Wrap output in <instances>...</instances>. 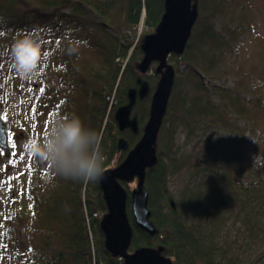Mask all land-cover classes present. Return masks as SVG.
Listing matches in <instances>:
<instances>
[{"label":"trees","instance_id":"trees-1","mask_svg":"<svg viewBox=\"0 0 264 264\" xmlns=\"http://www.w3.org/2000/svg\"><path fill=\"white\" fill-rule=\"evenodd\" d=\"M238 3L197 0L198 16L187 46L182 55L170 56L183 67L175 65L179 75L155 144L157 162L146 170L144 181L157 233L151 236L135 226L131 191L123 182L133 229L130 252L151 247L172 264H264V72L260 78L244 75L248 82L241 78L228 84V77L222 79L237 56V43L250 29L251 21ZM143 10L145 27L155 30L163 0H0V36L9 35L12 42L21 32L30 33L41 44L42 67L27 79L29 93L19 92L16 76L0 74V94L10 81V93L28 106L22 123L31 140L42 141L58 117L75 114L86 129L102 137L103 171L125 159L148 119V97L157 82L150 81L149 95L132 108L139 132L118 131L114 109L127 103V91L137 87V78L147 79L137 68L140 45L130 40ZM108 14L114 27L117 19L111 17H124V29L113 40L106 38L108 25L96 22H106ZM92 29L103 37L96 41L90 34H75ZM95 60L99 69L92 65ZM10 65L13 71L11 59ZM178 128L185 133L182 145L175 142ZM120 136L129 143L125 153L116 150ZM248 139L253 143H246ZM191 141L186 157L182 152ZM252 156L260 158L255 166ZM31 158L36 161L24 171L35 187H23L21 205L14 202L0 221V250L17 264H122L105 249L100 219L91 218L106 212L98 181L65 178L47 161ZM179 173L183 183L171 192L169 181ZM40 178L48 180L42 184Z\"/></svg>","mask_w":264,"mask_h":264},{"label":"water","instance_id":"water-1","mask_svg":"<svg viewBox=\"0 0 264 264\" xmlns=\"http://www.w3.org/2000/svg\"><path fill=\"white\" fill-rule=\"evenodd\" d=\"M197 0H164V12L153 33L144 36L140 50L142 58L137 68L145 74L156 63L155 74L159 76L154 91L150 96L148 119L142 128L139 140L128 151L125 159L116 167L103 171V178L98 181L106 212L99 227L104 237L105 249L122 264H172L161 252L151 247H140L129 251L133 229L127 212L128 191L122 185L136 179V187L131 190V218L135 226L155 235L156 228L150 221L147 206L148 193L144 187L146 170L157 162L155 144L159 129L166 113L168 101L174 86L176 72L168 63L171 55H182L191 35L192 27L198 16ZM137 87L127 91V103L118 106L113 114L118 130L128 129L139 132L136 117L131 116L133 106L138 100L145 99L150 93L147 80L137 78ZM110 100V97H107ZM116 104V100L113 101ZM128 141L120 136L116 141V150L127 151ZM0 149L9 157L10 149L6 127L0 120ZM171 207L175 208L173 201Z\"/></svg>","mask_w":264,"mask_h":264},{"label":"rangeland","instance_id":"rangeland-1","mask_svg":"<svg viewBox=\"0 0 264 264\" xmlns=\"http://www.w3.org/2000/svg\"><path fill=\"white\" fill-rule=\"evenodd\" d=\"M238 9H241V7H244L243 11L245 12L246 16L249 18L250 22V29L246 32V37L243 38V40L239 43H237V56L233 59H231V69L229 71L225 72L222 75V79L224 80L226 77L230 79L228 84H232V82L238 81L239 79H243L246 82H248L247 78L244 77V75H253L251 78L259 77L260 78V72H264V0H238ZM253 5V9H251V6ZM251 9V11H250ZM254 16V18L252 17ZM110 14L106 16L107 21L104 20H96L98 24L100 22H104L106 25H108L109 28L105 30L106 32V38L114 39V36L119 33V31L123 30V24L122 21H124L123 16H112L111 19H117V22H115V27L113 26V23L111 22L109 18ZM252 17V19H251ZM122 19V20H121ZM145 19V11H142L139 24L136 28L133 29L132 36L130 37V40L133 41V44H141L143 38L145 35L153 33L154 28H148L145 27L144 24ZM118 27H120L118 29ZM135 33V35H134ZM255 33V34H251ZM75 34H82L87 35L90 34V38L93 40H100L103 37V34L100 31H96L95 29H92L88 32H78L76 31ZM134 36V37H133ZM15 39L13 38L12 42ZM125 41L124 38H120L119 40ZM10 42V36H0V74L1 76L5 75L7 77H10V79L13 78V76H16V78L19 80L18 89L20 93L24 92L25 87H27V80L21 79L15 72V69L11 71V65H10V56H9V50L10 46L12 44ZM88 40H84L83 48L84 50H87L86 46ZM6 44L9 45L8 49L6 47ZM131 54V50L128 52V57ZM91 55L95 56L94 53H91ZM143 55V54H142ZM240 57V59H239ZM97 61L95 60L92 65L93 67H97L99 69V65H95ZM168 63H170L176 72V75H179V72L175 68V65L179 63V60H173V58H168ZM102 65H100L101 67ZM156 67V63H153L148 71L144 74V77H147V81L151 87L150 81L152 79H155V81H158L159 76L155 74L154 70ZM181 62L178 64L179 70L182 69ZM102 69V68H101ZM228 72H231V75L228 74ZM252 73V74H250ZM54 74V73H53ZM51 74L50 77L53 75ZM233 74V75H232ZM0 76V78H2ZM12 76V77H11ZM158 76V77H157ZM2 81V79H0ZM157 83V82H156ZM256 83V79L254 82L249 83V87L251 89L254 88V84ZM8 87L0 94V120L6 127V134L8 137V146L10 149V155L9 157H5L2 150L0 149V221L4 217V215L8 214L11 209L12 205L15 202L17 205H21L23 200V187H27L32 183V187H35V182L31 181L27 173L24 171V169L30 168V163L33 161H36V159L31 158V154L25 150V143L29 140H31V135L24 131V124L22 121L28 116L26 115V111H28V106L23 105V100L21 99V103H18L19 98L10 93V81L8 82ZM33 88H37V84L32 85ZM31 89H25L26 93H29ZM150 96L149 95V102H150ZM109 97V96H108ZM115 111V109H114ZM113 111V114H114ZM112 114V118H113ZM43 116V115H42ZM110 118V114L106 116V118ZM104 117V119H106ZM108 120V118L106 119ZM42 122H46V116H43ZM116 124V122H115ZM117 126V125H116ZM119 131V130H118ZM124 132V131H123ZM121 132V133H123ZM125 135V132L123 133ZM185 133L182 132L181 128L177 129L176 133V144L182 145L184 142ZM250 138L254 139L253 136L249 135ZM252 139H248L246 143H253ZM188 148L183 149L182 154L184 156H188L187 153L191 151V147H193V142H189ZM124 153L126 151H123ZM264 154V151H263ZM179 156H182L181 153H178ZM27 157L29 159H27ZM255 159L252 158L251 164L256 165L258 163V160L260 158L256 156ZM258 159V160H257ZM115 163V161H114ZM251 164H246V168H250ZM53 174V172H51ZM172 177V176H171ZM170 177V178H171ZM42 180V184L46 183L47 180L45 178H40ZM126 183V182H125ZM183 183V176L182 173H179L177 175H173V177L169 181V190L172 192H176V190L182 185ZM31 187V188H32ZM125 187V186H124ZM128 189L132 190L136 187V179L128 183ZM126 188V187H125ZM28 194H32V192H28ZM103 215V214H102ZM131 215V213H130ZM100 220L102 216L98 214V217ZM99 220V223H100ZM0 264H17L13 261L11 258L10 253H8L5 249L0 250Z\"/></svg>","mask_w":264,"mask_h":264},{"label":"clouds","instance_id":"clouds-1","mask_svg":"<svg viewBox=\"0 0 264 264\" xmlns=\"http://www.w3.org/2000/svg\"><path fill=\"white\" fill-rule=\"evenodd\" d=\"M8 54L21 79L34 78L42 67L41 44L30 33L21 32L12 42ZM101 140L100 135L86 129L80 118L72 114L58 117L42 141L29 140L24 147L30 154L47 161L65 178L97 182L103 178L106 159Z\"/></svg>","mask_w":264,"mask_h":264},{"label":"built area","instance_id":"built-area-1","mask_svg":"<svg viewBox=\"0 0 264 264\" xmlns=\"http://www.w3.org/2000/svg\"><path fill=\"white\" fill-rule=\"evenodd\" d=\"M97 217H98V215H97L96 213H94V214L92 215L91 218H97ZM91 218L88 217V218L86 219L87 224H89Z\"/></svg>","mask_w":264,"mask_h":264},{"label":"snow or ice","instance_id":"snow-or-ice-1","mask_svg":"<svg viewBox=\"0 0 264 264\" xmlns=\"http://www.w3.org/2000/svg\"><path fill=\"white\" fill-rule=\"evenodd\" d=\"M45 55H47V53H45Z\"/></svg>","mask_w":264,"mask_h":264},{"label":"bare ground","instance_id":"bare-ground-1","mask_svg":"<svg viewBox=\"0 0 264 264\" xmlns=\"http://www.w3.org/2000/svg\"><path fill=\"white\" fill-rule=\"evenodd\" d=\"M164 1V0H163Z\"/></svg>","mask_w":264,"mask_h":264}]
</instances>
